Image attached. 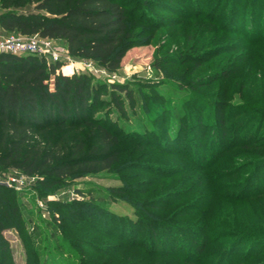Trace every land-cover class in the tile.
<instances>
[{
  "label": "rangeland",
  "instance_id": "1",
  "mask_svg": "<svg viewBox=\"0 0 264 264\" xmlns=\"http://www.w3.org/2000/svg\"><path fill=\"white\" fill-rule=\"evenodd\" d=\"M160 1L124 0L134 43L118 69L93 61L100 70L89 72L107 89L113 82L138 87L134 107L126 103L123 111L110 99L100 110L116 129L147 140L137 134L139 146L122 153L113 168L68 179L47 193L37 177L21 182L20 170L0 169L11 186L0 185L12 189L18 207L11 221L5 218L0 263L188 264L180 259L199 254L190 236L201 244V228L210 230L204 246L210 264L264 263V0ZM235 11L236 22L230 19ZM53 42L67 49L64 41ZM72 60V67L87 61ZM180 103L188 109L185 133L171 122ZM197 118L202 135L191 127ZM118 186L125 191L115 192ZM62 189L75 194L58 197ZM73 200L94 209L78 212L67 205ZM136 212L168 222L159 234L171 246L182 235L179 254L152 257L136 245L115 247L150 236ZM113 219L120 225L110 224ZM128 229L136 234H124Z\"/></svg>",
  "mask_w": 264,
  "mask_h": 264
},
{
  "label": "trees",
  "instance_id": "2",
  "mask_svg": "<svg viewBox=\"0 0 264 264\" xmlns=\"http://www.w3.org/2000/svg\"><path fill=\"white\" fill-rule=\"evenodd\" d=\"M138 1L144 5L161 2ZM257 4L253 1L251 5L252 16L258 13ZM131 16L132 11L124 0H0V27L4 31L62 40L71 56L91 59L109 70L121 66L134 43L129 27ZM236 16L235 11L230 19L236 22ZM61 67L60 61L50 62L34 53H0V169H18L27 175L37 176L36 183L47 190L45 193L57 189L68 179L113 168L121 160L122 153L130 150L131 146H139L137 134L147 140L141 132L116 129L105 120L106 115L100 110V106L107 105L110 99L123 111L126 103L134 107L138 87L125 82H113L107 89L106 83L94 80L89 72L71 73L72 65H68L65 66L66 73H63ZM195 101L191 99V102ZM185 102H189L188 99ZM262 104L264 106V101ZM177 107L181 110L178 113L176 107L172 109L171 122L180 126L179 131L185 133L188 131L185 127L188 109L183 104ZM158 120L167 122L161 118ZM202 124L197 118L191 127L200 128ZM221 124L224 125L223 120ZM195 132L203 134L201 129ZM173 139L176 140L174 135ZM113 189L118 193L125 191L124 186ZM11 190L0 185L2 251L7 247L2 237L5 218L11 221V216L18 213ZM67 205L78 212L85 210L86 213V210L94 209L79 200ZM150 206L159 207L156 203ZM136 214L143 217L141 223L148 222L150 236L141 242L133 237L132 242L115 247L136 245L145 248L147 256L172 258L180 252L179 248L185 246L182 235L172 240L174 245L171 246L159 234L161 230H166L168 222L153 218L149 213ZM58 220L67 226L66 219ZM119 222L113 219L110 224L118 226ZM103 224L108 227L107 222ZM130 229L124 234H136L135 229ZM208 231L201 228V244L197 243L195 233H192L190 242L196 245L199 254L195 257L185 256L180 259L182 262L210 264L208 260L212 255L204 252ZM135 255L131 259L135 260L138 254ZM92 263L89 259L81 261V264ZM0 264H6L5 260Z\"/></svg>",
  "mask_w": 264,
  "mask_h": 264
},
{
  "label": "built area",
  "instance_id": "3",
  "mask_svg": "<svg viewBox=\"0 0 264 264\" xmlns=\"http://www.w3.org/2000/svg\"><path fill=\"white\" fill-rule=\"evenodd\" d=\"M1 52H11L14 54H28L34 53L41 57H45L47 61L63 63L65 61V66L74 65V61L72 60V56L70 55L68 49L63 50L58 46L54 45L53 39L49 37H42L38 34H20V33H10L8 35H0V53ZM84 66L82 67H72L73 72H96L100 69L95 66L93 60L87 59L84 62ZM64 65L62 64L61 70L63 73H66L63 69ZM37 176L27 175L25 173L21 176V182L34 180ZM7 179V178H6ZM3 180L0 178V182L6 183L11 186V179ZM19 184V183H18ZM17 187V184H16ZM75 192L70 190H59L57 196H74Z\"/></svg>",
  "mask_w": 264,
  "mask_h": 264
},
{
  "label": "crops",
  "instance_id": "4",
  "mask_svg": "<svg viewBox=\"0 0 264 264\" xmlns=\"http://www.w3.org/2000/svg\"><path fill=\"white\" fill-rule=\"evenodd\" d=\"M9 33L4 31L1 27H0V35H8Z\"/></svg>",
  "mask_w": 264,
  "mask_h": 264
}]
</instances>
